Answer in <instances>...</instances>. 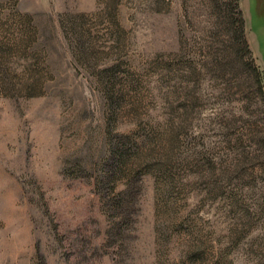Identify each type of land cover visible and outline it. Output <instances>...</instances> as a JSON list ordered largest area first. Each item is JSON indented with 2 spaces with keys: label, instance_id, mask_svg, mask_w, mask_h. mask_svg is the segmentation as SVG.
Instances as JSON below:
<instances>
[{
  "label": "rangeland",
  "instance_id": "374dc122",
  "mask_svg": "<svg viewBox=\"0 0 264 264\" xmlns=\"http://www.w3.org/2000/svg\"><path fill=\"white\" fill-rule=\"evenodd\" d=\"M120 135L142 187L115 225ZM192 251L264 264V0H0V264Z\"/></svg>",
  "mask_w": 264,
  "mask_h": 264
},
{
  "label": "trees",
  "instance_id": "16d2710c",
  "mask_svg": "<svg viewBox=\"0 0 264 264\" xmlns=\"http://www.w3.org/2000/svg\"><path fill=\"white\" fill-rule=\"evenodd\" d=\"M236 16V20H238V23H240V37L241 40L244 43L246 55L248 56L249 64L252 65V68L256 74V78L259 83H261L262 74L259 71V68L255 64V60L253 58V55L249 49V45L247 42V39H245V29H244V16L241 13V11L236 12L234 14ZM110 71V70H109ZM112 72V70L110 71ZM110 72H105V76L103 77L104 82H102V85L104 86V89L107 94H109L113 89H110L111 87L114 88L115 84L113 80L111 79L112 76L110 75ZM111 77V78H110ZM107 88V89H106ZM112 98V97H108ZM127 136L120 135L116 141L113 143V147L110 152V160H112V163H107L104 165L102 169V179L100 180L99 185L101 187L108 188L109 186H112V195L108 191L107 195H110V208L112 212L117 216V219H119L118 222L123 219V217L130 213V209L133 206V201L135 197L137 196V192L140 191V187H142L141 180H137L136 178V172L133 168V165L130 163H127L129 161V155H128V140L129 138H126ZM116 175H118V179L122 176L124 179L122 187L120 190L116 191L117 188H115L116 183ZM202 255H199V253H195V251H192L190 253H187L185 258L182 259L180 264H201ZM212 264H225L223 260H217Z\"/></svg>",
  "mask_w": 264,
  "mask_h": 264
},
{
  "label": "flooded vegetation",
  "instance_id": "af4514ba",
  "mask_svg": "<svg viewBox=\"0 0 264 264\" xmlns=\"http://www.w3.org/2000/svg\"><path fill=\"white\" fill-rule=\"evenodd\" d=\"M259 0H253L254 4H258Z\"/></svg>",
  "mask_w": 264,
  "mask_h": 264
}]
</instances>
